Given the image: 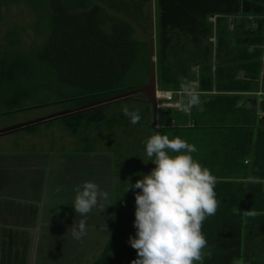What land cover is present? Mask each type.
<instances>
[{
  "label": "trees",
  "instance_id": "1",
  "mask_svg": "<svg viewBox=\"0 0 264 264\" xmlns=\"http://www.w3.org/2000/svg\"><path fill=\"white\" fill-rule=\"evenodd\" d=\"M15 6L27 10L36 37L26 49L24 27L4 31L0 103L26 109L59 102L60 112L127 93L149 81L152 56L158 87L181 101L180 108L159 107L155 127L144 91L59 117L89 140L83 152L100 150L112 135L94 129L128 127L127 142L119 141L124 152L114 159L113 226L88 264H129L137 255L127 241L135 235L139 189H125L129 177L154 167L144 146L154 131L193 143V156L215 176L218 204L202 222V264H264V0H0V20ZM186 82L197 102H189ZM124 107L139 109L141 119L132 124Z\"/></svg>",
  "mask_w": 264,
  "mask_h": 264
},
{
  "label": "clouds",
  "instance_id": "2",
  "mask_svg": "<svg viewBox=\"0 0 264 264\" xmlns=\"http://www.w3.org/2000/svg\"><path fill=\"white\" fill-rule=\"evenodd\" d=\"M183 89L190 103L197 102L190 83H184ZM161 91L172 92V98H159ZM155 100L157 111L159 107H181L175 93L160 89L158 84ZM123 113L130 117L132 124L141 119L139 109L130 111L124 107ZM144 146L147 161H152L154 167L140 173L135 181L129 177L125 189V192L130 188L139 189L134 192L135 235L129 234L127 241L137 255L129 264H202L203 249L207 245L202 222L216 212L218 204L215 176L193 156L196 146L178 135L169 137L154 131L145 139ZM109 199V192L89 179L75 186L71 205L76 214L85 216L93 209L103 211L112 204L108 203ZM69 228L76 239L86 234L83 219Z\"/></svg>",
  "mask_w": 264,
  "mask_h": 264
},
{
  "label": "rangeland",
  "instance_id": "3",
  "mask_svg": "<svg viewBox=\"0 0 264 264\" xmlns=\"http://www.w3.org/2000/svg\"><path fill=\"white\" fill-rule=\"evenodd\" d=\"M24 6V4L21 5V7ZM21 7L15 6L9 14H6L4 19L0 20V43H2L4 31L18 24L19 26L25 28L18 29L20 33H22L21 46L28 49L32 45L33 39L36 36L33 29L30 26H27V23L30 21V15H28L26 9ZM151 10H154L153 5L151 6ZM136 35L139 38H143L145 36L144 29L136 26ZM195 69L197 68L195 67ZM35 103L36 102L34 100H26L23 102V105L31 106ZM62 106H64L63 103L57 102L22 109L18 106L11 108L6 103H0V127L11 126L57 113L55 111ZM10 109H13V112L8 113L7 111ZM182 115L183 114L180 113L179 116ZM55 120L56 122L53 123H49L48 121L38 123L36 130L29 131L26 130L25 128L27 127H25L0 136V153H4L5 155H8L9 153V156L13 155L17 151L25 154L30 153L35 160L36 167L25 168L24 170H22V168L21 172H16L15 178L17 180H23L24 182L26 181V189L30 187L28 185V179L30 178L28 174L31 172H34L33 174L35 177H38L39 175V179L41 180L48 179L47 182H43L42 180V184L44 185H42V189L40 188L39 190L45 193L44 196L48 197L49 200L46 201L48 207L55 205L61 210L62 208L64 209V207L69 206L68 203L70 201V197L73 199L74 196L75 186L84 180H94L102 189L107 191L109 190V196L112 190L114 193L115 183L119 181V177H117L114 172L116 168L114 166V159L120 157L121 153L124 152L123 147L121 146L122 148H120L119 146V141L125 139L124 141L127 142L126 138L122 137L125 135L124 133L128 127L118 126L113 128L94 129L93 132L95 133H111L112 135L106 137L104 141L102 140L100 142V150L83 152L80 148L85 147V144H87L89 140H81L71 132L66 124L59 121V118H56ZM180 120L184 119L179 118V121ZM157 123V121L153 122L152 126H157ZM108 149L111 151H108ZM51 157H59L61 159L60 161H62L61 164H66L62 166L64 171L56 172L58 165L53 166V164H55L53 159H50L48 162L52 166L47 168V172L43 169L42 165L46 162V160H48V158ZM26 158L27 160H31L27 156ZM38 168L41 170L37 175L36 172L38 171ZM3 173L5 172L0 171V176H2ZM9 177H11V172ZM49 181L54 183H49ZM65 190H68V194ZM108 203H112L111 199H109ZM108 207L109 210L111 209V212L106 211L105 213H94V215L90 218V222L98 221L101 223H111L112 220L110 218L112 216L114 217L115 205L110 204ZM105 209L108 208L106 207ZM70 231L72 230L70 229ZM88 231L91 238L89 239V236L86 237L84 235L79 238L80 245L74 246V248L80 249V247L85 245L84 248L89 249L82 256L83 260L87 261L92 259L94 255L98 253L100 247L107 238V233H103L106 231H97L95 228H90ZM69 247L73 248L72 245ZM94 248H96V250L93 252ZM85 255L86 257H84ZM62 257H64V254ZM67 263H73V261Z\"/></svg>",
  "mask_w": 264,
  "mask_h": 264
},
{
  "label": "crops",
  "instance_id": "4",
  "mask_svg": "<svg viewBox=\"0 0 264 264\" xmlns=\"http://www.w3.org/2000/svg\"><path fill=\"white\" fill-rule=\"evenodd\" d=\"M257 94L259 95L260 91ZM11 126H1L0 130ZM8 132L0 133V136ZM26 156L31 160H27ZM50 159L55 162L53 166L58 165L56 172L64 171L62 166L66 164H61L62 161L59 157H51L42 165L46 172L47 168L52 166L48 163ZM33 167H36V163L30 153L25 154L17 151L11 156L9 153L8 155L0 153V171L5 172L0 176V264H88L96 258L98 253L89 261L83 260L82 256L89 249L84 248L85 245L80 249L74 248V246L80 245L79 239L71 235V228L69 227L74 222L78 223L83 219L86 237L91 238L88 231L90 228L106 231L103 233H107L108 236L113 226L114 217L110 218L111 223L90 222V218L94 213L111 212V209L109 210L108 206V209L103 211L93 209L85 216H81L76 214L73 206H70L72 197H70L69 206L64 207V209L61 207L62 210L55 205L48 207L46 202L49 200L48 197L39 190L44 185L42 183L47 182L48 179H42L43 182L39 179L40 168L36 172L38 177L34 176V172L28 174L30 177L28 189H26V181L15 178L16 172H21L22 168L24 170ZM10 172L11 177H9ZM49 183L53 184L54 182L49 181ZM69 189L71 190L70 187ZM65 191L67 193L68 190ZM110 199L115 205L113 190L110 192ZM70 245L73 248H70ZM94 250L96 248L93 249V252ZM63 254L64 257H62ZM71 261L73 263H67Z\"/></svg>",
  "mask_w": 264,
  "mask_h": 264
},
{
  "label": "water",
  "instance_id": "5",
  "mask_svg": "<svg viewBox=\"0 0 264 264\" xmlns=\"http://www.w3.org/2000/svg\"><path fill=\"white\" fill-rule=\"evenodd\" d=\"M152 23H153V19L151 18L150 26L148 28V37L149 38L151 36L150 35V31H151ZM154 60H155V56H152L151 76H150L149 81L145 85H143L142 87H140L138 89H135L133 91H130V92H127V93H123V94H120V95H117V96H114V97H110V98H107V99H104V100L93 102V103H90V104H87V105H84V106H81V107L72 108V109L60 111V112H57V113H54V114H51V115H48V116L40 117V118L31 120L29 122L16 124V125H13V126L8 127V128L1 129L0 133L13 131V130H17V129H20V128L29 127V126H32V125H35V124H38V123H41V122H44V121H49V120H52V119H55V118H59V117L65 116V115H70L72 113H75L77 111H81L83 109H88V108H92V107H95V106H98V105H101V104L110 103V102L118 101V100H121V99H125V98H128V97H131V95H133V94H136V93H139V92H143V91L146 92V94H147V97H148L147 101L151 102L152 105H153L154 122H155L157 120V104H156V100H155V90H156V86H157V77H156V72H155Z\"/></svg>",
  "mask_w": 264,
  "mask_h": 264
},
{
  "label": "built area",
  "instance_id": "6",
  "mask_svg": "<svg viewBox=\"0 0 264 264\" xmlns=\"http://www.w3.org/2000/svg\"><path fill=\"white\" fill-rule=\"evenodd\" d=\"M173 94L170 91H161L159 94V98H164L170 100L172 98ZM177 105L178 103H174Z\"/></svg>",
  "mask_w": 264,
  "mask_h": 264
}]
</instances>
